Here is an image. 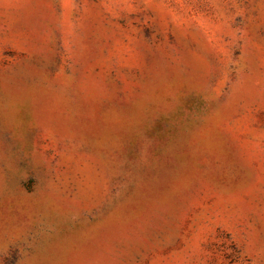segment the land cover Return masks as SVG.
I'll return each mask as SVG.
<instances>
[{
	"label": "rangeland",
	"instance_id": "1",
	"mask_svg": "<svg viewBox=\"0 0 264 264\" xmlns=\"http://www.w3.org/2000/svg\"><path fill=\"white\" fill-rule=\"evenodd\" d=\"M0 264H264V0H0Z\"/></svg>",
	"mask_w": 264,
	"mask_h": 264
}]
</instances>
